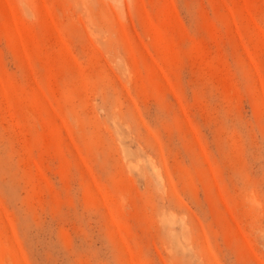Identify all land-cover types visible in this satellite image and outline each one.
<instances>
[{"label": "rangeland", "instance_id": "rangeland-1", "mask_svg": "<svg viewBox=\"0 0 264 264\" xmlns=\"http://www.w3.org/2000/svg\"><path fill=\"white\" fill-rule=\"evenodd\" d=\"M0 264H264V0H0Z\"/></svg>", "mask_w": 264, "mask_h": 264}]
</instances>
